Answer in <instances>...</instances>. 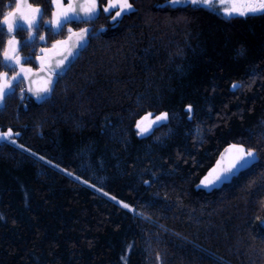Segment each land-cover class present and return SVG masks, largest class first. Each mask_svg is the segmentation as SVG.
Instances as JSON below:
<instances>
[{
    "label": "trees",
    "instance_id": "1",
    "mask_svg": "<svg viewBox=\"0 0 264 264\" xmlns=\"http://www.w3.org/2000/svg\"><path fill=\"white\" fill-rule=\"evenodd\" d=\"M29 2L43 22L5 24L0 61L16 41L31 71L69 29L92 31L50 97L21 76L0 104L13 133L0 139V264H264V16L129 0L113 22L99 0L95 20L54 32L53 0ZM15 7L0 0V20ZM231 143L252 164L200 186Z\"/></svg>",
    "mask_w": 264,
    "mask_h": 264
},
{
    "label": "snow or ice",
    "instance_id": "2",
    "mask_svg": "<svg viewBox=\"0 0 264 264\" xmlns=\"http://www.w3.org/2000/svg\"><path fill=\"white\" fill-rule=\"evenodd\" d=\"M168 2L172 6H176L178 4L182 3H187L195 6H200L202 8H208L209 10L213 11H219L218 6L224 2V0H168ZM53 3L57 5L58 8H63V3L62 0H53ZM98 0H84L83 3H74V0H68V5L67 9L64 10L60 14H55L54 16L56 17L53 21L51 22H46L49 24V27L51 28L52 24H55L54 28H51L52 31L58 32L64 29L65 25L75 21V20H92L95 19L100 15L101 8L97 7ZM87 5V6H85ZM10 7V5H8ZM21 7V2L20 0H16V7L14 11H9L6 14L3 15V19L0 20V32H3L4 25H8V31L11 32L13 29H19V30H24L25 25L22 22L23 17L12 20L11 23H9L10 18L16 17L17 13H19ZM115 12V15L111 16V19L113 22H116L119 17L122 16V14H127L129 12L134 11L133 5L129 2V0H107V5L102 7V11L104 13H111L113 9H117ZM33 12L37 13V17L29 20V27H35L36 29H39L41 26V22H43V10L40 8H35L32 9ZM81 12H83V16L81 15ZM224 17L226 19H232L235 17H255V16H264V0H244V3L240 6L237 7L235 4H233L231 7H226L223 9ZM71 31V29H69ZM90 31V29H82L81 30V35L80 39L84 40V35L87 34ZM41 40L44 39L43 36L40 37ZM31 40H35V36L31 37ZM13 41H9V45H12ZM28 41L25 42L27 44ZM15 51L14 49H5L3 53V61H0V64H3L6 67L12 68L13 64L10 63V61L15 60L16 63H19V58L13 57L12 55L9 54V51ZM71 55V53H70ZM25 59H30V57L25 58ZM57 67H60V64L58 63L56 65ZM22 71H24L22 69ZM6 76V74H4ZM20 74L17 73L15 77H13V80H19ZM55 81H49V85L47 87H44L43 89H40V92L43 93H50L52 91L51 85H54ZM240 87L239 84H233V88H238ZM7 89V91L5 90ZM31 91V89H29ZM12 92V87L10 85H4L3 87H0V102L3 101L4 97L7 95H10ZM39 94V93H38ZM188 111H191V106H188ZM151 115V113H149ZM168 119V114L167 113H162L160 116L156 117V122L157 126H159L160 122H163ZM137 128L140 129V131L137 133L138 135H144L147 133V129L141 128L140 122H137ZM13 135L11 129H9L8 132L5 133H0V139L4 138H10ZM16 135H19V133H16ZM241 152L244 153L239 160L242 161L243 163H247L246 157L255 159L254 152L249 150V151H244L243 148L240 149ZM237 165L233 164V168H235ZM215 171V169H213ZM226 172H231L232 168L225 169ZM211 175V173L209 174ZM221 177L216 176V180H219ZM201 184L204 186L212 185L213 180H210L207 176L201 181ZM199 187V185H198ZM124 207H129V205L124 204ZM264 223V222H262ZM132 246L129 245V248ZM122 259H126L125 257H122Z\"/></svg>",
    "mask_w": 264,
    "mask_h": 264
},
{
    "label": "water",
    "instance_id": "3",
    "mask_svg": "<svg viewBox=\"0 0 264 264\" xmlns=\"http://www.w3.org/2000/svg\"><path fill=\"white\" fill-rule=\"evenodd\" d=\"M20 2H21L20 11L19 13H17L16 17L10 18V23L12 22V20L23 17L22 22L24 23V25H29V20H26L25 18V10L30 5L29 4L30 2L29 0H20ZM83 2L84 0H74V3H83ZM97 7L100 8L99 0L97 3ZM81 15L83 16V12H81ZM92 20H87V21H92ZM80 21H85V20H80ZM82 29H90V31L84 35V40L80 39ZM91 31H92L91 25H85L78 29H74L70 31L64 39V47L61 50H54L48 53L46 55L47 63L41 64L38 68L33 69L24 78L26 91L30 96L45 100L46 98L52 95V92L55 88L59 76L64 75L67 72V70L70 68L72 63L79 57L83 45L88 40ZM58 63L60 64V67L56 66ZM49 81H55L54 85H51L52 91L50 93L40 92L39 91L40 89L50 86ZM29 89H31V91ZM152 123H154V120H152ZM241 148H243L244 151H247L244 145L231 143L227 145L220 152L218 158V168L226 176L235 175L239 171L245 170L247 167H249L252 164L254 159L249 157H246L248 161L247 163H243L242 161L239 160V158L242 155H244V153L240 151ZM233 164H236L237 166L233 168L232 167ZM229 168H232V171L226 172L225 169H229Z\"/></svg>",
    "mask_w": 264,
    "mask_h": 264
},
{
    "label": "rangeland",
    "instance_id": "4",
    "mask_svg": "<svg viewBox=\"0 0 264 264\" xmlns=\"http://www.w3.org/2000/svg\"><path fill=\"white\" fill-rule=\"evenodd\" d=\"M62 3H63V8H58L57 5H56V14H60L62 13L64 10L67 9V5L64 4L63 0H62ZM244 3V0H224V2L218 6H215L214 7H218L219 8V11H221L223 13V9L226 8V7H231L233 4H235L237 7H240L242 4ZM117 10H119V8H117ZM34 18V17H33ZM33 18H31L30 20H32ZM64 47V41L63 42H58L56 43L55 45V50H61L62 48ZM9 49H14L15 51H9V54L12 55L13 57H17L19 58V63H16L15 60L13 61H10L11 63H13L18 71H19V74H20V77L21 76H27L31 71L30 69H25V67H23L21 64L23 62V58L20 57V55L18 54V51H17V43L16 41H13L12 45L9 46ZM39 58L38 57V61H39ZM38 65L40 66L41 65V61L38 62ZM38 66V67H39ZM37 67V68H38ZM22 69L24 71H22ZM15 81L13 80V78H10L8 76H5L4 74H0V87H3L4 85H10L11 87L13 86V83ZM7 91V89H5ZM2 102H0L1 104ZM213 169H215V171H213ZM207 175V177L210 179V180H213V184L212 185H208L207 187L200 184V186L206 188V189H210L211 187L213 186H216L218 184H220L221 182H223L228 176H226L225 174H223L220 169L217 167L213 168ZM211 173V175H209ZM216 176H220L221 178L219 180H216Z\"/></svg>",
    "mask_w": 264,
    "mask_h": 264
},
{
    "label": "flooded vegetation",
    "instance_id": "5",
    "mask_svg": "<svg viewBox=\"0 0 264 264\" xmlns=\"http://www.w3.org/2000/svg\"><path fill=\"white\" fill-rule=\"evenodd\" d=\"M30 4V3H29ZM32 9H35V7H33V6H31V5H29L27 8H26V10H25V18H26V20H30L31 18H36L37 17V13H35V12H33L32 11ZM33 18V19H34ZM9 23H10V21H9ZM27 26H29V25H27ZM55 46L52 48V49H50V50H42V52H41V54H40V58H39V61H41V64H46L47 63V57H46V55L48 54V53H50V52H52V51H54L55 49ZM38 61V62H39Z\"/></svg>",
    "mask_w": 264,
    "mask_h": 264
}]
</instances>
